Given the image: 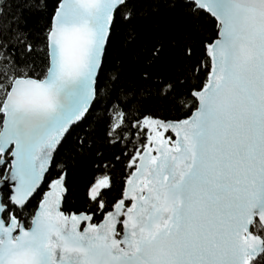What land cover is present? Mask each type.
<instances>
[{
	"label": "snow or ice",
	"instance_id": "obj_1",
	"mask_svg": "<svg viewBox=\"0 0 264 264\" xmlns=\"http://www.w3.org/2000/svg\"><path fill=\"white\" fill-rule=\"evenodd\" d=\"M0 264H264V0H0Z\"/></svg>",
	"mask_w": 264,
	"mask_h": 264
}]
</instances>
